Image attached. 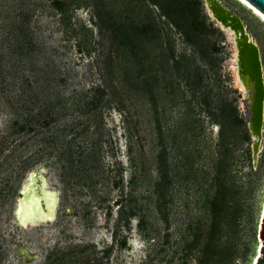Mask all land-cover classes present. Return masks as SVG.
I'll list each match as a JSON object with an SVG mask.
<instances>
[{
	"label": "rangeland",
	"instance_id": "rangeland-1",
	"mask_svg": "<svg viewBox=\"0 0 264 264\" xmlns=\"http://www.w3.org/2000/svg\"><path fill=\"white\" fill-rule=\"evenodd\" d=\"M221 1L264 64V19ZM236 51L205 0H0V264H198L221 166L230 207L217 252L253 264L264 132L255 157ZM49 100L55 118L37 131L28 115ZM35 170L56 215L23 225Z\"/></svg>",
	"mask_w": 264,
	"mask_h": 264
},
{
	"label": "bare ground",
	"instance_id": "bare-ground-1",
	"mask_svg": "<svg viewBox=\"0 0 264 264\" xmlns=\"http://www.w3.org/2000/svg\"><path fill=\"white\" fill-rule=\"evenodd\" d=\"M220 1V0H219ZM243 2L245 5L251 7L257 14H259L264 19V12H262L259 8H257L254 4H252L248 0H238ZM214 0H208L207 6L213 16H219L220 18H224L227 20V23L230 27H227L226 25H222L223 27L229 28L233 31L234 39L237 45V51H236V61H237V68H236V78L239 83V85L242 87V89L246 92L245 95L248 96V92L251 93V102L250 106L253 109L254 114V120H253V127H262L264 124L263 119V109H264V64L262 60V54H261V48L259 44L252 38L250 33H248L247 27L246 32L244 27H238L236 26L235 29H233L232 26H234L228 18L226 19L225 13L226 11L221 8H214L216 5L214 3ZM222 3V2H221ZM223 4V3H222ZM225 5V4H224ZM226 6V5H225ZM228 7V6H227ZM228 9L231 11V9L228 7ZM229 20V21H228ZM223 24V23H222ZM232 25V26H231ZM246 26V25H245ZM244 41L250 42V44H244ZM253 45H257L260 50V59L262 63V73L260 76L257 74V68H256V57H255V51ZM262 95V96H260ZM258 117V118H256ZM33 185V179H29L27 184L24 186L23 190L29 189ZM45 191H51L48 187L45 188ZM52 192V191H51ZM51 199L49 202L53 203V206H49V211L55 212L56 207V197L55 195L51 194ZM41 199L40 198H31L29 202L20 203L18 215L23 220L25 224L27 222L31 221L34 215L37 214V216L46 218L48 216V212L42 207L41 205ZM50 216V215H49ZM264 218V197L261 203L260 212H259V232L261 233L262 228V221ZM262 240L260 244L257 246L256 249V255L254 257L253 264H257V260L260 254L261 246H262Z\"/></svg>",
	"mask_w": 264,
	"mask_h": 264
},
{
	"label": "water",
	"instance_id": "water-1",
	"mask_svg": "<svg viewBox=\"0 0 264 264\" xmlns=\"http://www.w3.org/2000/svg\"><path fill=\"white\" fill-rule=\"evenodd\" d=\"M215 2V7L214 8H221L223 10L226 11L225 13V18L231 20L232 24L238 26V27H246L245 26V22L244 20L235 12L233 11H230L228 9L227 6H225L224 4H222L221 0H214ZM250 1L252 4H254L257 8H259L262 12H264V0H248ZM206 2V5L208 3V0H205ZM208 7V6H207ZM213 16V15H212ZM218 22H220L222 25H226L227 27H230L227 23V20H225L224 18H220L219 16H213ZM228 20V21H229ZM232 26L233 29L236 28V26ZM245 32H246V28H245ZM247 33V32H246ZM249 33V32H248ZM244 44L248 45L250 44V42L248 41H244ZM251 48H254L253 50L255 51V57H256V68H257V74L260 76V74L262 73V63H261V59H260V50H259V47L257 45H253V47ZM248 96L246 97L247 99H250V102H251V93L248 92ZM262 96V95H260ZM251 108V106H250ZM263 112H264V109H263ZM258 118V117H256ZM254 114H253V109L251 108V118H250V128H251V132L258 136V139L255 141L254 143V155L255 157L258 156V152H259V148H260V145H261V139L263 137V132H264V124L263 126L260 128V127H257V126H254L253 127V120H254ZM263 119H264V115H263ZM45 171V170H44ZM33 179V185L27 189V190H23L22 193H21V197H20V203H22V201L24 202H29L31 200V198H40L41 199V205L42 207L49 213L48 216L46 218H43V217H40V216H37L34 215V217L32 218L31 221L27 222V224H30V223H36V222H39V221H49L50 219L54 218L55 215H56V209H57V203H58V195L56 192L52 191L53 194L55 195L56 197V207H55V212L53 211H49V206H53V203L52 202H49L51 199V194L52 192L51 191H45V188L48 187V182H47V178L45 177V175L42 173V171L40 170H35L31 173L30 177L28 178L29 179ZM27 180V182H28ZM27 182L25 183V185L27 184ZM24 188V187H23ZM50 215V216H49ZM18 218H19V221L23 224V225H27L23 222V220L20 218V216L18 215ZM261 238H262V246H261V250H260V254H259V257H258V260H257V264H264V218H263V221H262V228H261Z\"/></svg>",
	"mask_w": 264,
	"mask_h": 264
},
{
	"label": "trees",
	"instance_id": "trees-1",
	"mask_svg": "<svg viewBox=\"0 0 264 264\" xmlns=\"http://www.w3.org/2000/svg\"><path fill=\"white\" fill-rule=\"evenodd\" d=\"M42 87V86H41ZM94 103V102H93ZM55 104L54 102L51 103V100H49L48 103H46L43 107L42 105H36V108L39 112L36 113V117L38 119L36 120L32 115H28V120L29 123H31L33 126L36 127V130H38V126L42 127L44 124H49L51 122V119L55 118ZM241 123H243V120L240 119ZM44 138V137H43ZM47 139H44L49 142V136H46ZM45 150L41 149V151ZM37 153H40L37 151ZM159 162H160V170L162 171L163 166L162 163L164 162V153L159 154ZM224 172V169L221 168L216 172L215 179L217 181L216 185L217 189L214 193V195L210 198L209 200V206H210V213L212 215V222H211V238L208 241V243L205 244V247L200 251V254H203L201 256L198 264H221L224 262L223 256H221L222 251L217 252V245L214 242L216 239V233L220 228V223L227 217L228 215V209H229V198L227 197L226 190L224 188V185L222 182H220L221 175ZM162 178L163 180H160L159 183H157L155 187V192L159 194V197H163L166 192V187L168 184L166 183L165 180H167L166 176L164 173H162ZM228 222V220H227ZM195 242H198L199 240V233H195ZM226 252V251H225ZM226 254V253H225ZM224 254V255H225ZM219 256V257H218Z\"/></svg>",
	"mask_w": 264,
	"mask_h": 264
}]
</instances>
